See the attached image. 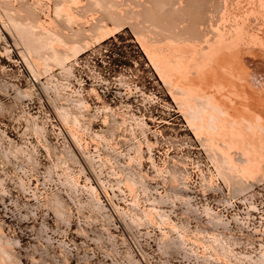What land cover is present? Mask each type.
I'll list each match as a JSON object with an SVG mask.
<instances>
[{
  "label": "rangeland",
  "instance_id": "obj_1",
  "mask_svg": "<svg viewBox=\"0 0 264 264\" xmlns=\"http://www.w3.org/2000/svg\"><path fill=\"white\" fill-rule=\"evenodd\" d=\"M2 28L0 27V231L2 232H0V237L3 239L4 236L9 242H6L4 238L3 241L10 245L5 246L6 250L8 253L10 251L11 254L13 253L14 258L10 254L12 260L17 259V261L14 260L16 262L11 261L8 264H206L204 263L206 252L197 245L196 238L198 237L196 236H200L197 229L203 231L202 236L206 237L205 233L210 234L207 237L217 234L223 240L225 237L228 244L231 242L232 245L229 244L231 249L235 247L232 251L237 253L239 260L242 261V263L239 261L238 264H244L247 258H251H246V256H252L256 259L260 254L259 251L264 252V181L262 182L263 185L261 182L260 185L253 183L254 186L251 183L252 185L249 187L250 184H248L251 190L248 188L247 193L245 192L244 195H241L242 193L234 195L232 189L213 177L214 168L211 160L207 158L208 154L205 152L206 150L204 151L205 148H203L201 139L199 141L195 131L190 128L191 126L186 121L187 118L185 119L184 113L182 114L180 108H178L177 101H174L173 95L164 85L165 83L150 63L142 45L129 26L115 37L73 59L64 68L52 64L51 67L52 70L54 67V72L51 71L50 73L48 71L49 75L45 74L46 71L43 74V70H41V86L43 89L39 84H34L32 81L29 69L20 52L21 48L19 47L22 46L15 45L8 32L6 33L7 30ZM255 55L257 54L250 52L245 54V62L244 60L240 61L237 67L240 74L239 81L235 80L233 85L239 88L241 93L257 95L263 88L264 61L260 55L256 56L258 58H255ZM90 63L96 67L97 72H101L103 80L99 83L98 88H94L90 84L86 85L84 82L83 89L81 80H86L89 76ZM247 63V70H250L248 68L251 67L248 72L253 76L246 73ZM61 68H63L62 72ZM65 69L72 73L68 71V73H65ZM68 74L72 75L67 77ZM47 78H51L52 83ZM57 89L60 91L59 95ZM84 90L87 96H93L90 98L91 100L84 97ZM102 90L106 92V96L102 94ZM18 91L24 93L20 95ZM62 91H66V95ZM55 94L62 101L61 104L58 102L60 106H66V101L70 97L71 102H80L81 99V102L84 101L86 106L88 105L89 112L88 114L85 113L86 116H90L86 118L88 119L86 124L89 125V129H86V125H84L86 127L83 126L84 130L82 129L83 132L81 131V133L85 136L81 134L83 138L81 147L84 148L82 147L80 151L85 154L88 165L91 160L94 161L92 163H95V165L98 164L97 168L94 164H90V166H93L92 170L94 172L92 170L89 172L90 170L87 169L89 166L81 161V155L78 154H81V152L75 151L71 146L72 153L74 156L78 154V160L80 158L79 161L82 163L78 166L79 161L77 163L72 161V163L68 159L69 156L67 158L68 153L63 150V148L65 149L63 143L67 145V134L63 133L62 124L50 102L56 99ZM48 96L52 100L48 99ZM77 98L78 100H76ZM63 100L66 103L64 105H62ZM121 115L122 118L125 117L121 119ZM130 115L131 117H129ZM125 118L129 120L128 122L126 119L128 123L123 122ZM132 119L134 120L132 121ZM134 121L139 122L135 123ZM105 122L109 123V127L114 123L117 130L112 127L113 125L109 128ZM137 123H139L141 129L145 128L142 130L144 131L143 135ZM119 125L120 127H118ZM122 125L123 127L126 126V129ZM130 125L131 128H134L131 129ZM31 126L36 128V132H34V127ZM141 126L145 127L142 128ZM37 127L39 130H46H43L44 133L41 131L43 134L40 133L45 136L41 137ZM121 127L125 132L120 129ZM147 127L148 129L150 127V129L148 130ZM104 130L108 131L105 132L108 135L104 134ZM111 130H113L114 135L108 139L109 144L106 139L95 138L97 133L110 136ZM85 131L94 137H89ZM139 131H141V134ZM35 133H38V137ZM134 135L136 136L134 137ZM112 138L114 140L113 144ZM132 140L138 141L137 143H140L138 144L139 147ZM147 142L152 149L148 147L147 150ZM110 144L112 145L110 146ZM131 148L132 151H130ZM16 149H20L21 152L19 150L20 153L17 154L14 152ZM139 150L142 154L140 163L136 159ZM8 151H11V155L6 153ZM4 154L6 158H4ZM7 154L9 156L8 160ZM13 154L17 156L10 157ZM59 155L63 159L59 158ZM108 159L112 166L110 163L108 164ZM134 159L137 160L136 162L139 165L135 163ZM129 160H134V162L129 163ZM100 161L105 163H100ZM60 163H64L62 165L65 169L74 167L76 170L73 168L72 171L71 169L73 173L70 172V169L65 170ZM68 163L70 167H67ZM74 164L77 165L74 166ZM100 164L103 166L105 164V168ZM51 166L52 169H48ZM111 167L115 168L114 172ZM177 168L188 177L186 188L181 185H172V187L167 182L169 180V169L170 172L171 170L179 172ZM121 169L124 170V173ZM81 172L82 174H80ZM64 173H69L67 175L72 174L73 177L71 175L68 178ZM128 173H135L134 176L137 174L138 181L141 180L143 184L148 185V190L151 188L149 192L152 196L150 197L148 190L144 191L141 186L137 188V192L140 191L139 193L136 192L135 195L130 193L129 189L127 190L128 186L124 185L125 180H123V175ZM67 178L68 180H66ZM73 178L75 182H73ZM99 180L102 183H99ZM214 180L215 182H211ZM68 181L73 184H69ZM76 182L78 183L76 184ZM67 183L69 185L75 183L77 188L75 186H71V188ZM209 183L210 185H208ZM90 184L91 187L97 188L98 193H100V196L97 195L99 197L97 201L100 199L99 201L104 205L100 204L103 207H101L102 211L94 210L95 207L93 208L94 205L91 204L97 202L95 201L97 197L96 194L90 191L91 188L88 189ZM100 184H102L101 187L104 186L103 190L105 188V192ZM168 191L169 194L171 192L170 196ZM176 191L182 192L183 198L181 196L178 198L181 200L177 201L178 199L169 198L170 200L164 202L168 205L162 204L161 206L158 204L160 207H157L159 211H162L161 214L165 211L166 213L163 214H166V217L169 215L167 219L180 225V228L181 226H184L183 228L187 227L185 231L188 232H185L187 235L185 238H188L190 242L186 239L188 243L186 242L185 248L191 247V250H196L195 253L198 251L201 254L199 255L197 252V257L192 254V257H194L192 259L185 256L183 251L180 250L182 253H179V250L177 251L172 247L170 250L168 248L166 253L162 252L165 248H163L164 244L161 242V238H164V232L169 233V236L171 235L173 239L179 237V233L177 236L175 231L168 232V230H171L168 229L169 227L164 226L163 229V226L158 223H154V225H160L159 228L162 229L153 224L149 227H147L149 224L132 225L135 210H150L153 207V198H159V196H165V194L171 197L173 196L172 193H177ZM141 192L148 195H143ZM91 195H94L95 198L91 199ZM138 197L142 199H138ZM185 197H188V200H182ZM57 198L65 206L63 207L66 213H64L65 211L62 212L65 215L64 218L61 213L59 217L58 212L54 211L55 208L52 207V205L57 204V201H55ZM148 198L151 201H147ZM133 199L140 202L135 200V203ZM171 200H175V202L172 201V204L170 203ZM137 204H139L138 207H136ZM112 206L118 209L121 208L120 211L126 213L122 212L123 217L119 218L116 213L111 211V209L113 210ZM135 207L137 209H134ZM161 208L162 210H160ZM205 208L212 212L210 214L213 215L214 213L220 219H217L215 215V217L210 215L205 211ZM189 209H194L196 215H192L194 213L191 214L192 211ZM123 214L127 215L124 216ZM215 219L221 220L220 222L225 223V225L222 223L220 225L216 223L217 225H215ZM190 229L192 232L189 231ZM234 239L235 241H233ZM191 241H194V243ZM234 243H236V246ZM194 244L197 245V248ZM160 246H162L161 250ZM195 257L200 260L198 263ZM248 259L245 264H249ZM215 260L211 259L207 263L237 264L235 261L231 263V261L226 260H221L222 262Z\"/></svg>",
  "mask_w": 264,
  "mask_h": 264
},
{
  "label": "bare ground",
  "instance_id": "obj_2",
  "mask_svg": "<svg viewBox=\"0 0 264 264\" xmlns=\"http://www.w3.org/2000/svg\"><path fill=\"white\" fill-rule=\"evenodd\" d=\"M128 26L132 29L137 40L142 45V48L146 53L150 63L152 64L156 72L159 74L161 79L163 80V83H165L164 85L167 86L169 92L173 95L172 97L174 98V101L175 102L177 101L176 103H178L179 105L178 108H180L182 114L184 113L183 115H185V119L187 118L186 121H188L189 125L191 126L189 127L195 131L196 135L199 138V141L201 139V142L204 146L202 147L205 148L204 151L206 150L205 152H207L209 156V157L207 156V158L211 160V163L214 168L213 177L217 180L222 181L223 184L229 187V189H232L234 195L236 194L240 195L241 193H242L241 195H244L246 190H248V188L251 187L253 183L259 184L261 182L262 184V182L264 181V85L262 90L257 95H254L251 93H241L240 89L234 87L233 84L235 80L239 81L240 74L238 72L237 67L240 61L244 60L245 62L244 59V57H246L245 54L249 52L255 53L257 55H260L264 61V0H0V27H3L2 29L5 28L7 30L6 33L8 32V35L11 37L15 45L22 46L19 47L21 48V51L20 50L19 51L21 52L22 58L29 69L32 81L34 82V84H39L40 86L42 85L41 70H43L42 73L46 71L45 74H48L47 73L48 71L50 73L51 71L54 72V67L53 70L51 67L52 64L64 68L65 65L69 62L71 63L73 59L92 50V48L97 47L103 42L115 37L120 32H122L124 28ZM257 55H255V58H258L256 57ZM247 65L248 63L246 64V73L252 75L251 73L248 72L251 70V67L248 68L250 70H247ZM69 67L70 66H68V68ZM63 68H61L62 69L61 72L63 71ZM67 71L69 72V70H66L64 72L66 73ZM252 73L257 74L256 72H252ZM68 75L69 76L67 77H70L72 74H68ZM48 78L47 80L49 81L52 80L51 78L50 79ZM63 84L66 86L65 83ZM63 88L65 87L63 86ZM57 90L59 91V89ZM63 91L62 93H65L64 95H66L67 92L66 91L63 92ZM23 93L18 91V94L20 95ZM59 93L60 91L58 92V95ZM62 93L60 94V96L62 95ZM58 95H56V99L52 97L54 100L49 98V96L48 99L52 100L50 101L52 104L51 103L50 104L53 106L54 110L56 111L58 120L62 124V128L64 130L63 133L67 134V137L65 136L67 138L66 140L67 145L63 143L65 147V149L63 148V150L65 153L67 151L68 155L66 156L67 158L69 156L68 159H70L69 161L71 162L73 161L77 163L79 160H81L80 158L78 160L79 155H81L80 156L82 158L81 161L87 163V166H89L87 169L90 170L89 172H91L93 166L92 165L90 166V164L94 161L91 160V163L89 162L90 164L88 165V162L86 160L87 158H85L84 156L85 154H83V152L80 151L81 148L83 147V146L81 147L83 143V138L81 137V134L83 133H81V131L83 132L84 125L87 126L86 120L88 119L86 118L88 116H86L85 112H87V114L89 112L87 108L88 105L86 106V103H84V101L81 102L82 101L81 99L80 102L78 101L71 102L70 101L71 97H70L66 101L67 103L66 106L64 105L66 104L64 102L65 100H63V104H62L64 106H60L61 104L60 102L62 101L60 100V97ZM67 96L69 97V95ZM62 97L64 98V96ZM76 100H78V98ZM58 102L60 104H58ZM84 109L87 110L85 111ZM129 117H131V115ZM120 118L123 119L122 115ZM127 118H125V121L123 122L126 123ZM133 118H135V116H133ZM133 120L134 119H132V121ZM141 120L143 121V119ZM90 121H91L90 123L92 124L91 119ZM143 123L145 124V122ZM29 124L31 125V123ZM106 124L109 127L108 125L109 123ZM137 124L139 125V123ZM112 125H110V127L111 126L114 127V123ZM88 126L86 127V129L87 128L89 129ZM31 127L33 128L34 126ZM115 127L117 126L115 125ZM118 127H120V125ZM122 127L120 129L123 132H125L124 129H126L125 128L126 126L123 127L124 129H122ZM144 127L145 126H143L142 128ZM115 129L117 130V128ZM139 129L142 131L145 128L141 129L139 125ZM147 129L146 131H148L150 127L148 130ZM37 130H39V128ZM43 130H39L40 132L39 131L37 132H39L40 134L42 133L41 131ZM141 131H139V133ZM34 132H36L35 127H34ZM105 132L108 131L104 130V134H107ZM143 132L144 131L141 132L142 135ZM113 133H114L113 130L110 131L111 134L110 136H104L103 134L101 135L97 133L95 135V138L104 139V140L106 139L108 142L109 141L108 139H110L111 136L114 135ZM35 135H37L36 137H38V133L37 134L35 133ZM87 135L89 137L93 136V135L90 136L89 134ZM43 136L45 135H41V137ZM82 136L85 135L83 134ZM135 136L136 135H134V137ZM113 138L111 140H113ZM132 141L133 143L136 142L134 140ZM113 142L114 140L112 141V144ZM109 143L110 142H108V144ZM112 144H110V146ZM138 144L140 143H137V147H139ZM146 145L148 150L149 147L148 142ZM70 146L75 151L81 152V154L78 153L79 155L77 154L76 156H74V154L72 153L73 151L71 150L72 148ZM132 148L131 150L130 149L129 150L132 151ZM19 150L16 149L14 150V152L19 154L21 152V150L20 152H18ZM134 150H136V148H134ZM55 151L57 150L55 149ZM10 152L8 151L6 153L10 154ZM84 153L86 152L84 151ZM140 153L141 151L137 153L138 155H136L137 156L136 159L139 160V163L142 159L141 158L142 154ZM8 154H7V160L9 159ZM14 156L17 155L13 154V156L10 157H14ZM4 158H6V155L4 156ZM59 158H61V156ZM134 160H129V163H133ZM136 161L137 160H135V163H137ZM102 162L100 161V163ZM107 162L108 164L110 163L109 159ZM154 162L155 161L153 160V163ZM81 163L79 161L77 163L78 166ZM139 163H137V165H139ZM62 164L60 163V165ZM77 164H74V166ZM92 164L95 165V163ZM110 165L112 166L111 163ZM95 166L97 168L98 164ZM101 166L104 167L105 164L104 166L103 165ZM67 167H70L69 163ZM73 168L74 167L71 168L72 171ZM48 169H52V166L51 168ZM54 169L56 168L54 167ZM66 169L69 170L70 168L69 169L66 168ZM71 169L70 172H72ZM111 169L114 172L115 168L113 169L111 167ZM154 169L156 168L154 167ZM61 170L63 171V169ZM179 170L180 169H178V171ZM121 171H123L124 173L123 169H121ZM50 172H54V171H50ZM181 172L180 171L177 172V170L176 172L172 170L170 172L169 169L168 171L169 180L167 181L169 185L170 184L171 186L181 185L182 187L186 188V182L188 180L187 179L188 177L186 174ZM69 173L66 174L64 173V175H66V177L68 176L69 178V176L71 177L72 175V174L67 175ZM80 174H82V172ZM134 174L135 173L133 174L128 173L127 175L125 174L123 175L124 177L126 176L125 179L123 177V180H125L126 182L125 184L124 183L123 184L128 186L127 190L129 189L128 191H130V193H132L133 195L136 194L137 188L139 186H141V188L144 191H147L148 185L146 186V184H143V181L141 182V180L138 181L137 179L138 177L136 176L137 174L135 176ZM61 177H65V176H61ZM68 178L66 180H68ZM73 182H75V179L73 180ZM211 182H215V180ZM77 183L78 182H76V184ZM99 183L102 182L99 180ZM210 183L208 185H210ZM248 184H250L249 187ZM255 184H253V186ZM69 186L76 187L75 183L74 185H69ZM89 186L90 187H88V189L91 188L90 191L93 192V194H96L97 197V195L100 194L98 193V189L94 188V186L91 187V184ZM101 186L102 184H100V187ZM103 187H101L102 190ZM88 189L87 191H89ZM150 189L151 188H149V190ZM149 190L147 192L150 193V197H151L152 194L151 192H149ZM249 190L251 189L249 188ZM141 194L146 195L147 193L141 192ZM168 194H165V196L161 195L159 196V198H153L152 200L153 207H151L150 210L147 211L141 210L142 212L140 210H139L140 212L138 210L137 211L135 210L136 213L134 211L133 222L131 221L132 225L140 226V224L141 225L149 224L147 226L149 227L151 226V224L154 225V223H158L163 226L162 227L163 229L164 226H166L167 228L169 227L168 229L171 230H168V232L175 231L177 236L179 233V237L178 239H173L171 238V235L169 236V233H165L163 231L164 233L163 232L162 233L164 234V238L163 237L161 238L162 239L161 242H163L164 246L162 245V243L161 245L163 246V248L164 247L165 248L162 250V252L164 251V253H166V250L168 248L170 250V248L172 247L177 249V251L178 250L183 251V254H185V256L192 259L194 258L192 257V254L196 255L198 251L195 253L196 250L195 251L191 250L190 249L191 247H188L187 249L185 248L186 242L188 240V238H185L187 236L185 232H188L185 231V228L187 227L183 228L184 226L183 227L181 226L180 228L179 227L180 225H177V223H173L172 221L167 219L169 215H167L168 217H166L165 216L166 214H163L165 211L161 214L162 211H159L158 209V207H160L159 205L161 206L162 204L168 205V203H164V202L170 200L169 198L178 199L180 196L183 198V196L181 195L182 192L180 191H178L175 194L172 193L173 196L171 197H169L171 192L169 196ZM93 196L91 197V199L95 198ZM129 196L131 195L129 194ZM98 198L99 197H97L95 201H97ZM140 198L138 197V199ZM149 198L147 199V201L150 200ZM57 199L55 200L57 201L56 202L57 204H55L56 207L53 206L52 204L51 205L52 207L55 208V209L53 208L54 211L56 210V212H58L57 215L60 217L59 214L61 213V216H63L64 218L65 215L62 212L65 211L64 208L65 206L61 201H59L60 199L58 200ZM185 199L188 200V197L187 198L185 197L182 200ZM135 200L133 199L134 202ZM179 200L181 199H178L177 201ZM53 201L51 202L53 203ZM98 201L91 204L92 206L94 205L93 206V208L95 207L94 210L96 209L99 212L103 208L101 206L103 204H101L100 201L98 203ZM172 201L173 200H171L170 203H172ZM173 202H175V200ZM133 204L131 205L133 206ZM138 205L139 204H137L136 207H138ZM112 207L113 210L111 209V211L113 213H116L119 216V218L123 217L122 212L126 213L125 211L121 212L120 211L121 208L118 209L115 206ZM136 207L134 209H137ZM189 207L191 208L190 205ZM160 210H162V208ZM189 210L187 211L189 212ZM190 211H192L190 212L191 214L194 213L192 215H196L194 209H191ZM205 211L208 212L209 214L212 213L208 210V208L207 209L205 208ZM64 213H66V211ZM126 215L127 214H125L124 216ZM214 215L215 214L213 213L212 216ZM215 216L217 218V215ZM215 221H214L215 225L217 224L220 225L221 223L225 225V223L220 222L221 220L215 219ZM160 225L157 226L156 224L154 226H157L159 228ZM185 225L188 226L187 224ZM197 230L199 231L198 234H200V236H196L194 233V235L198 237L196 238L197 245L203 248L204 251L206 252L205 253L203 251V253H205L206 256L204 263L209 264L207 262H209L211 259L219 260V262H222L221 260L231 261V263L232 261H235L237 262V264L239 261H241L239 260V256H237V253L232 251V249H234L235 247H232L231 249L229 245L231 244V242H229L228 244L227 241L225 240V237H224L225 241L222 238H219L217 234L207 237V235L210 234L205 233L204 234L206 235L205 237L201 235L203 233L202 230L201 231L200 229ZM189 231H191V229ZM222 236L223 235L221 234V237ZM2 238L3 239H1L0 237V264H8L14 260L17 261L16 258L12 260L13 253L11 254V251L8 249L9 247L7 248L10 251L9 253L5 248L6 245L10 246L8 245L9 242L6 240L4 236ZM4 238L5 241L8 243H5V241H3ZM233 241H235V239ZM188 242L190 241L188 240ZM191 242L194 243V241ZM235 244L236 243H234V245ZM197 245H195L196 248ZM162 246H160V250ZM181 251L179 253H182ZM261 251H259L260 254H258L259 256L256 259H254L252 256H246V258L251 257L250 259L247 258L250 261V262L248 261L249 264H264V252ZM198 257L200 258L201 256ZM199 261L200 260H198L197 263Z\"/></svg>",
  "mask_w": 264,
  "mask_h": 264
},
{
  "label": "built area",
  "instance_id": "obj_3",
  "mask_svg": "<svg viewBox=\"0 0 264 264\" xmlns=\"http://www.w3.org/2000/svg\"><path fill=\"white\" fill-rule=\"evenodd\" d=\"M79 65H80V63H79ZM89 66H90V68H89V76L87 77L86 80H84V79L81 80L82 84H83V89H84V82L86 83V85L90 84V86H94V88L95 87L98 88L99 87V83H101V81L103 80V75L101 74V72H97L96 67L92 66L91 63L89 64ZM101 92H102V94L104 96H106V92L105 91L102 90ZM83 93H84V97L87 98V100L90 99L91 97H93V96H87L85 94V90H84ZM87 93H88V90H87Z\"/></svg>",
  "mask_w": 264,
  "mask_h": 264
}]
</instances>
